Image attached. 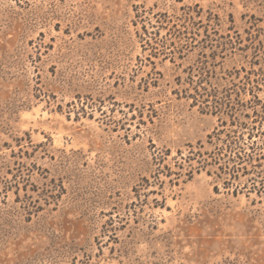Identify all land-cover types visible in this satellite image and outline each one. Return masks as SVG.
Instances as JSON below:
<instances>
[{
	"label": "rangeland",
	"instance_id": "rangeland-1",
	"mask_svg": "<svg viewBox=\"0 0 264 264\" xmlns=\"http://www.w3.org/2000/svg\"><path fill=\"white\" fill-rule=\"evenodd\" d=\"M0 264H264V0H0Z\"/></svg>",
	"mask_w": 264,
	"mask_h": 264
},
{
	"label": "trees",
	"instance_id": "trees-1",
	"mask_svg": "<svg viewBox=\"0 0 264 264\" xmlns=\"http://www.w3.org/2000/svg\"><path fill=\"white\" fill-rule=\"evenodd\" d=\"M229 142H231L232 144L234 143L233 146H229V151H230V152H231L232 150H234V148H238V147L240 148V146L236 145L237 142H236L235 140H234V142H233V141H228V143H229ZM234 153L236 154L237 152H234Z\"/></svg>",
	"mask_w": 264,
	"mask_h": 264
}]
</instances>
